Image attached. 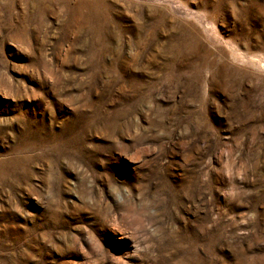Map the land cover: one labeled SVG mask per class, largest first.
Wrapping results in <instances>:
<instances>
[{
	"label": "rangeland",
	"instance_id": "rangeland-1",
	"mask_svg": "<svg viewBox=\"0 0 264 264\" xmlns=\"http://www.w3.org/2000/svg\"><path fill=\"white\" fill-rule=\"evenodd\" d=\"M0 264H264V0H0Z\"/></svg>",
	"mask_w": 264,
	"mask_h": 264
}]
</instances>
